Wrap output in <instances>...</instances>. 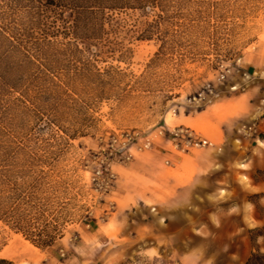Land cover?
Masks as SVG:
<instances>
[{
    "label": "rangeland",
    "instance_id": "obj_1",
    "mask_svg": "<svg viewBox=\"0 0 264 264\" xmlns=\"http://www.w3.org/2000/svg\"><path fill=\"white\" fill-rule=\"evenodd\" d=\"M82 32L0 60L3 264L264 254V0H147Z\"/></svg>",
    "mask_w": 264,
    "mask_h": 264
},
{
    "label": "trees",
    "instance_id": "obj_2",
    "mask_svg": "<svg viewBox=\"0 0 264 264\" xmlns=\"http://www.w3.org/2000/svg\"><path fill=\"white\" fill-rule=\"evenodd\" d=\"M146 1L0 0V60L20 52L25 61H31L34 53L28 48L38 51L42 44L50 43L61 27L66 34L75 38H92L84 35L82 28L97 25L106 9H132L142 6ZM66 10L69 12L68 19ZM5 262L0 259V264ZM244 264H264V254L257 249L251 251Z\"/></svg>",
    "mask_w": 264,
    "mask_h": 264
},
{
    "label": "crops",
    "instance_id": "obj_3",
    "mask_svg": "<svg viewBox=\"0 0 264 264\" xmlns=\"http://www.w3.org/2000/svg\"><path fill=\"white\" fill-rule=\"evenodd\" d=\"M250 70H251L250 67H248L247 68V72L249 73ZM238 98L242 99L243 96H240ZM263 114H264V108H263ZM259 125H260L261 129L264 132V116L261 117V121H260ZM262 141L264 142V140H262ZM216 167H217L216 160H210V159L208 160L207 159L203 163H200L199 161H195V164H194L195 173H193V175L190 176V178H189V180L187 182L192 181L193 182V187L196 186L197 184L202 182L200 177H202V176L204 177L206 174H210L209 172H212ZM183 180H186V179H183ZM187 182L185 181V183H187ZM167 183L169 185L170 181H167ZM176 183H177V181H176ZM176 183H175V185L173 183V186H174L173 193L175 194L174 195V200H175L176 197L178 198V196H180L183 193H185V199H187L188 198L189 187L185 186V183L184 184H179V185H177ZM217 183L218 184H226L225 181H221V180L218 181ZM258 186H259L258 184L253 185V188H254V190H256V192H260V189H259ZM220 191L223 192V190H220ZM227 193L228 192L225 193L226 194L225 196H227ZM165 199H166V197H165ZM189 199H190V197H189ZM169 201H171V199H169Z\"/></svg>",
    "mask_w": 264,
    "mask_h": 264
}]
</instances>
